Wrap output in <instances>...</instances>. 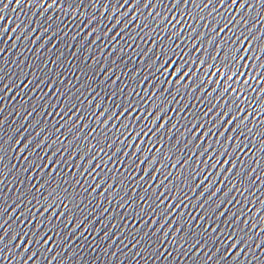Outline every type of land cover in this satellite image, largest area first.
Segmentation results:
<instances>
[{"label": "snow or ice", "instance_id": "snow-or-ice-1", "mask_svg": "<svg viewBox=\"0 0 264 264\" xmlns=\"http://www.w3.org/2000/svg\"><path fill=\"white\" fill-rule=\"evenodd\" d=\"M177 256L264 264V0H0V264Z\"/></svg>", "mask_w": 264, "mask_h": 264}]
</instances>
